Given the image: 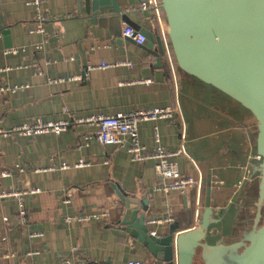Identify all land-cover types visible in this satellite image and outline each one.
Here are the masks:
<instances>
[{"label": "crops", "instance_id": "obj_1", "mask_svg": "<svg viewBox=\"0 0 264 264\" xmlns=\"http://www.w3.org/2000/svg\"><path fill=\"white\" fill-rule=\"evenodd\" d=\"M29 1L0 0V83L28 85L0 97V128L172 105L180 108V118L144 122L142 140L152 152L158 129L165 147L184 146L181 171L202 185L187 193L156 190L155 161H133L127 145L100 144L90 124L71 126L60 135L3 137L0 174L13 176L0 178V192H41L23 202L0 199V264H63L72 255L79 264H152L148 249L121 224V191L136 199L150 192L147 220L173 216L169 225H149L157 234L175 223L179 232L194 229L205 209L212 208L219 215L228 211L213 231L238 228L245 235L256 213L253 206L245 207L256 191L260 163L253 158L257 122L252 114L180 73L168 57V69L158 68L145 48L148 43L118 36L119 20L79 15L78 0H45L44 30L37 32V11ZM116 1L137 32L162 36L165 50L171 51L164 19L132 11L142 0ZM125 28L121 22L119 29ZM128 62L132 65L122 64ZM104 63L110 66L98 68ZM55 78L63 80L51 82ZM247 169L249 179L239 186ZM94 215L104 218L87 219ZM221 236H210V242L217 244Z\"/></svg>", "mask_w": 264, "mask_h": 264}, {"label": "water", "instance_id": "obj_2", "mask_svg": "<svg viewBox=\"0 0 264 264\" xmlns=\"http://www.w3.org/2000/svg\"><path fill=\"white\" fill-rule=\"evenodd\" d=\"M161 4L177 70L234 100L257 122L253 158L260 159L255 169L259 180L245 207L253 206L256 213L243 236L238 228L213 231L228 211L221 210L220 217L212 208L205 209L194 229L179 232L175 223L165 234L154 236L147 225L150 192L136 199L121 191L125 203L121 224L148 249L152 264H264V0H161ZM77 12L94 21L119 20L114 31L120 37L121 22L134 26L116 0H78ZM145 33V48L163 69L164 40L152 31ZM219 235L220 242H210V236Z\"/></svg>", "mask_w": 264, "mask_h": 264}, {"label": "built area", "instance_id": "obj_3", "mask_svg": "<svg viewBox=\"0 0 264 264\" xmlns=\"http://www.w3.org/2000/svg\"><path fill=\"white\" fill-rule=\"evenodd\" d=\"M29 6H32L37 11V19L39 26L36 29L37 32H43L44 22H45V0H30L28 2ZM132 11L137 12H151L154 14L155 19H163V9L161 0H142ZM125 37L134 39L137 43L143 45L148 43L147 37L137 32L134 27L126 25L123 32ZM163 38V37H162ZM168 45V44H167ZM168 47V46H167ZM9 51L17 52V49H11ZM168 57V58H167ZM166 58L175 64L172 52L166 51ZM131 66V63H122ZM109 64H101L98 68H108ZM63 80L62 78L52 79L51 82H59ZM150 83L151 80L145 81ZM28 85H17L8 86L6 84L0 83V97L5 94H17L20 91L25 90ZM181 116V110L178 107L168 105L155 108H146L141 110H136L132 112H120L117 114L110 115H99L91 117H68L62 121L57 122H46L43 120H38L36 122H29L23 125L17 126L12 130L5 131L0 128V139L6 136H11L15 134H23L25 136H32L35 134L44 133H55L63 134L69 130V127L74 125H85L90 124L93 126V137L102 145H118L126 146L131 154L133 161H155V171L158 175V182L155 187L156 190H161L165 194H170L173 191H179L181 193H187L200 188L202 181L191 175H184L180 168L179 160L186 155V150L184 146L177 149H169L165 147L162 143V138L160 131L155 130L154 140L155 147L152 152L148 151L147 146L142 140V135L140 132V126L144 122L148 121H158L167 120L169 122H175ZM250 170L247 169L241 181H239V186H242L246 180L249 179ZM13 176L12 173L4 172L0 174V178ZM41 190L39 188H30L23 192H0V199L5 197H17L21 202L30 198ZM104 215H94L87 219H93L95 221L102 220ZM85 220V218L81 219ZM174 221L172 215L168 214L162 217H153L147 220V225H169ZM153 235H157L153 231ZM76 250V249H75ZM63 264H79L73 260L72 257H65ZM94 264V263H85ZM124 264H149L147 262H127Z\"/></svg>", "mask_w": 264, "mask_h": 264}, {"label": "trees", "instance_id": "obj_4", "mask_svg": "<svg viewBox=\"0 0 264 264\" xmlns=\"http://www.w3.org/2000/svg\"><path fill=\"white\" fill-rule=\"evenodd\" d=\"M163 69H165V70H167L168 69V66H167V64L165 63V65H164V68Z\"/></svg>", "mask_w": 264, "mask_h": 264}]
</instances>
